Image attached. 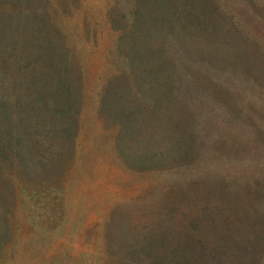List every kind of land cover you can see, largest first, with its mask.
Listing matches in <instances>:
<instances>
[{
  "label": "rangeland",
  "instance_id": "obj_1",
  "mask_svg": "<svg viewBox=\"0 0 264 264\" xmlns=\"http://www.w3.org/2000/svg\"><path fill=\"white\" fill-rule=\"evenodd\" d=\"M123 3L40 1L49 33L67 41L83 73L80 125L61 173L26 184L38 193L15 195L2 179L0 264H170L167 247L186 243L203 254L174 264H264V0H207L209 66L195 83L208 98L190 112L200 156L162 171L120 158L126 145L163 149L159 121L143 115L149 127L133 123L129 139L112 114L117 95L101 109L103 90L118 84ZM198 204L208 206L200 218L188 209Z\"/></svg>",
  "mask_w": 264,
  "mask_h": 264
},
{
  "label": "trees",
  "instance_id": "obj_2",
  "mask_svg": "<svg viewBox=\"0 0 264 264\" xmlns=\"http://www.w3.org/2000/svg\"><path fill=\"white\" fill-rule=\"evenodd\" d=\"M40 1L0 0V183L11 179L13 193L27 197L39 192L26 185L34 176L45 180L60 174L63 163L74 157L84 95L76 58L65 39L49 33L54 22L43 20ZM122 1L124 25L115 42L118 84L103 90L101 109L117 95L118 110L112 114L129 139L133 123L149 127L148 121L140 122L143 115L159 121L163 149L132 154L126 145L120 151L126 166L176 170L200 156L197 122L190 112L208 98L195 83L209 66L202 45L207 0ZM150 160L156 165L149 167ZM200 205L188 208L199 218L198 212L208 210ZM167 250L170 264L202 251L189 243Z\"/></svg>",
  "mask_w": 264,
  "mask_h": 264
}]
</instances>
